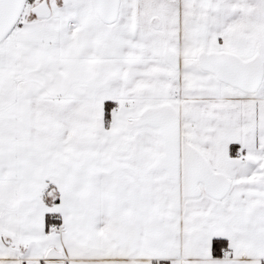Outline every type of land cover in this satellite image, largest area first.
Listing matches in <instances>:
<instances>
[{
  "label": "snow or ice",
  "instance_id": "obj_1",
  "mask_svg": "<svg viewBox=\"0 0 264 264\" xmlns=\"http://www.w3.org/2000/svg\"><path fill=\"white\" fill-rule=\"evenodd\" d=\"M0 264H264V0H0Z\"/></svg>",
  "mask_w": 264,
  "mask_h": 264
}]
</instances>
